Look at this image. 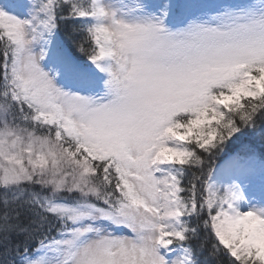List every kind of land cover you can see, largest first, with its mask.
<instances>
[{
	"label": "snow or ice",
	"instance_id": "6c2138e0",
	"mask_svg": "<svg viewBox=\"0 0 264 264\" xmlns=\"http://www.w3.org/2000/svg\"><path fill=\"white\" fill-rule=\"evenodd\" d=\"M0 264H264V0L0 2Z\"/></svg>",
	"mask_w": 264,
	"mask_h": 264
},
{
	"label": "rangeland",
	"instance_id": "374dc122",
	"mask_svg": "<svg viewBox=\"0 0 264 264\" xmlns=\"http://www.w3.org/2000/svg\"><path fill=\"white\" fill-rule=\"evenodd\" d=\"M0 2H5V0H0ZM8 2L17 3L20 2V0H8Z\"/></svg>",
	"mask_w": 264,
	"mask_h": 264
}]
</instances>
